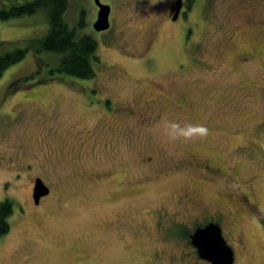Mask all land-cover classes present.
Returning <instances> with one entry per match:
<instances>
[{"label": "rangeland", "instance_id": "1", "mask_svg": "<svg viewBox=\"0 0 264 264\" xmlns=\"http://www.w3.org/2000/svg\"><path fill=\"white\" fill-rule=\"evenodd\" d=\"M101 1L107 30L94 0L64 14L97 41V84L33 50L0 77V264H207L188 235L213 219L233 264H264V0H194L176 20L172 0ZM48 29L43 10L0 18V55ZM162 115L209 134L165 143ZM35 176L52 189L38 207Z\"/></svg>", "mask_w": 264, "mask_h": 264}, {"label": "trees", "instance_id": "2", "mask_svg": "<svg viewBox=\"0 0 264 264\" xmlns=\"http://www.w3.org/2000/svg\"><path fill=\"white\" fill-rule=\"evenodd\" d=\"M194 0H187L190 6ZM69 0H31L13 5L0 11V18L8 19L32 15L43 10L47 16L49 29L39 38H32L28 46L17 48L0 55V77L13 63L23 59L28 50L34 52H52L60 55L59 63L50 72L59 71L81 79L96 76L94 63L97 62V41L91 34L78 35L75 27H70L64 17ZM80 25L84 24L83 17ZM13 213V201L6 198L0 201V236L10 229L9 217Z\"/></svg>", "mask_w": 264, "mask_h": 264}, {"label": "water", "instance_id": "3", "mask_svg": "<svg viewBox=\"0 0 264 264\" xmlns=\"http://www.w3.org/2000/svg\"><path fill=\"white\" fill-rule=\"evenodd\" d=\"M98 7L97 17L92 27L95 31H103L110 27L109 4L94 0ZM176 11L172 15V20H176L179 10L182 7V0H176ZM49 193V187L39 177L34 182L33 198L36 202ZM190 242L196 248L200 258L209 261L211 264H233L234 251L228 245L222 234V228L218 223L210 222L205 226L197 227L190 235Z\"/></svg>", "mask_w": 264, "mask_h": 264}, {"label": "clouds", "instance_id": "4", "mask_svg": "<svg viewBox=\"0 0 264 264\" xmlns=\"http://www.w3.org/2000/svg\"><path fill=\"white\" fill-rule=\"evenodd\" d=\"M158 133L165 143L188 142L205 139L209 130L205 125L182 122L162 115L157 125ZM264 211V209H262Z\"/></svg>", "mask_w": 264, "mask_h": 264}, {"label": "flooded vegetation", "instance_id": "5", "mask_svg": "<svg viewBox=\"0 0 264 264\" xmlns=\"http://www.w3.org/2000/svg\"><path fill=\"white\" fill-rule=\"evenodd\" d=\"M175 3H176V0H172V1H171V3H170V8H169V13H170V12H175V11H176V4H175ZM94 4H95V3H94ZM95 7H96L97 12H98V7L96 6V4H95ZM186 8H187V0H183L182 7H181V9L179 10V15H178V17H181V14H184V13H185ZM169 13H168V14H169ZM96 17H97V14H96ZM109 19H110V27H112V11H110ZM170 19H172L171 15H170ZM108 29H109V28H108ZM106 30H107V29H106ZM97 75H98V74H97ZM97 75H96L95 77L91 78L92 80L96 79V83H95V84H97ZM91 79H90V80H91ZM96 88H97V87H96ZM97 90H98V88H97ZM207 168L209 169V165H207ZM39 177H40V176H35V177L32 178L33 183H32V190H31V197H32L33 205H35L36 207L40 206L41 203L43 202V200H44L45 198H47V197L51 194V192H52L51 186H49V184L45 182L44 178L40 177V178L44 181V183L49 187V193H48L47 195H45V196H42V197L38 200V202H36V201L34 200V198H33L34 182H35V179H36V178H39ZM244 197H245V200H246L247 205L251 206V204H250V202H249L247 196L244 195ZM218 212H219V211H218ZM24 215H25V214H24ZM24 215H23V216H24ZM210 216H211V215H210ZM215 220H216V219L209 220V221H205L204 223H200V225H197V226L195 227V229H196L197 227H200V226H205L206 224H208V223H210V222L217 223V221H215ZM218 224H219V223H218ZM8 232H9V231H8ZM8 232H7V233H8ZM7 233H5V234H3V235L1 236V240L5 238V236H6ZM190 235H191V233L188 235V236H189V240H190ZM190 243H191V242H190ZM194 248H195V247H194ZM195 251H196L195 253L197 254V250H196V248H195ZM197 255H198V254H197ZM234 256H235V253H234ZM234 259H235V257H234ZM201 261H204V262L207 263V264H211L209 261H207V260H205V259H203V260H201ZM233 263H234V262H233Z\"/></svg>", "mask_w": 264, "mask_h": 264}]
</instances>
